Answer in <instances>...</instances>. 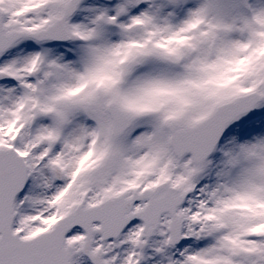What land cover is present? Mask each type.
I'll return each mask as SVG.
<instances>
[{
	"label": "snow or ice",
	"instance_id": "obj_1",
	"mask_svg": "<svg viewBox=\"0 0 264 264\" xmlns=\"http://www.w3.org/2000/svg\"><path fill=\"white\" fill-rule=\"evenodd\" d=\"M0 264H264V0H0Z\"/></svg>",
	"mask_w": 264,
	"mask_h": 264
}]
</instances>
